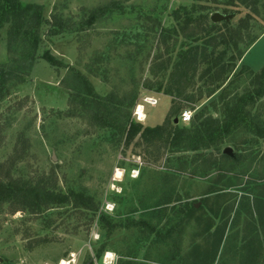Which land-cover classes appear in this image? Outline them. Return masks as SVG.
I'll use <instances>...</instances> for the list:
<instances>
[{
	"label": "rangeland",
	"instance_id": "1",
	"mask_svg": "<svg viewBox=\"0 0 264 264\" xmlns=\"http://www.w3.org/2000/svg\"><path fill=\"white\" fill-rule=\"evenodd\" d=\"M20 2L41 5L36 55L58 62L39 58L0 84V182L83 193L94 209L0 201V264H264V0ZM7 28L0 64L13 55ZM194 41L220 63L206 73L197 61L175 79ZM76 71L101 102L73 89ZM237 102L243 121L199 150L126 145L103 124L122 111L143 125L183 111L188 123L223 122Z\"/></svg>",
	"mask_w": 264,
	"mask_h": 264
},
{
	"label": "trees",
	"instance_id": "2",
	"mask_svg": "<svg viewBox=\"0 0 264 264\" xmlns=\"http://www.w3.org/2000/svg\"><path fill=\"white\" fill-rule=\"evenodd\" d=\"M234 1H238L242 4H254L256 0H233V2ZM41 10V5L36 3L22 4L20 0H0V28L4 24H7V35L11 44L10 49L13 53L7 63L0 64V84L5 79L12 76L10 75L12 72L16 73L18 71L29 70L39 58L44 59L50 65L56 66L58 61L49 51H42L39 58H37L36 55L40 42L38 28L42 23L46 22L42 19ZM246 14L247 18L253 16L252 13L247 12ZM57 33V30L52 29H49L48 32L49 35H56ZM261 33L263 32H260L249 40L251 42L248 43L246 49L262 35ZM205 42H207V40ZM211 52L212 51H207L206 46L198 47L194 41L184 52L181 51L180 54L182 57L176 64L178 73L172 74L173 77L178 79L181 77L180 74H186L189 67L193 66L194 69L198 63L197 61H206L208 65L205 68V72H211L220 63L219 58L212 56ZM243 52H241L236 59H240ZM231 59L233 60L235 58L232 57ZM219 68V70L215 72V77H219L220 72L226 71L223 69V66ZM259 72L262 76V74H264V68ZM76 74L80 77V80L78 84L74 85L73 89L78 93H82V89L86 90L99 101L92 87L83 79L81 74L77 71ZM262 84L263 83H261L253 93L255 96H260L262 94ZM178 92H180V90H177V93ZM243 98L246 100L248 96L240 97L239 100ZM252 99L253 96L249 94V100ZM133 102V100L130 101L129 105H132ZM238 102L232 107L226 106V118L223 122L209 115L200 119L198 123H188L189 121L181 122L180 119L174 122V118L171 119L168 117L162 123L143 125L141 122L130 117L129 113L122 111L119 118L113 117L106 119L103 124H105V126L118 128L119 133L124 137L126 145L134 142L136 146L144 145L150 147L157 146L158 148L170 147L199 150L220 142L225 134L232 128L238 126L240 121H243L241 106L238 105ZM102 107L107 111V105L102 104ZM178 110V107L172 108L171 106L170 112L172 115H176ZM107 114L112 113L107 111ZM251 124L253 123H250V125ZM259 132V135L264 137V128L260 127ZM10 198L19 199L18 202H20L21 209L32 210V212H40L43 206L67 203L70 199L75 207H83L90 210L94 209L91 199L83 193L70 191L69 194H64L48 189L47 187H39L38 184L32 185L27 181H23L21 184L0 182V201H7L10 200ZM99 217H101V215Z\"/></svg>",
	"mask_w": 264,
	"mask_h": 264
},
{
	"label": "built area",
	"instance_id": "3",
	"mask_svg": "<svg viewBox=\"0 0 264 264\" xmlns=\"http://www.w3.org/2000/svg\"><path fill=\"white\" fill-rule=\"evenodd\" d=\"M144 101H146V103H148L150 105L156 104V101L155 100H152V98H150V97H147L146 99H144ZM138 105H140V104H138ZM138 105H137V109H136V112H135L137 118H138V113H137V111H138ZM141 108H142V105H141ZM179 119H180L181 122H188V121H190V119H191V112L190 111H183L179 115Z\"/></svg>",
	"mask_w": 264,
	"mask_h": 264
},
{
	"label": "bare ground",
	"instance_id": "4",
	"mask_svg": "<svg viewBox=\"0 0 264 264\" xmlns=\"http://www.w3.org/2000/svg\"><path fill=\"white\" fill-rule=\"evenodd\" d=\"M137 113H140V115H141V112H140V106L138 107V111H137ZM118 174V175H117ZM119 174H120V172H116V174H115V177H120L119 176ZM107 259H109V260H111L112 259V256L110 255V254H107L106 256H105V260H107ZM60 263L59 264H68V262L66 261V260H60L59 261Z\"/></svg>",
	"mask_w": 264,
	"mask_h": 264
},
{
	"label": "water",
	"instance_id": "5",
	"mask_svg": "<svg viewBox=\"0 0 264 264\" xmlns=\"http://www.w3.org/2000/svg\"><path fill=\"white\" fill-rule=\"evenodd\" d=\"M217 18H218V17H217L216 15H213V16H212V19H213V20H216ZM174 122H177V119H174ZM229 151H230L229 148H226V149H225V152H226V153H229Z\"/></svg>",
	"mask_w": 264,
	"mask_h": 264
}]
</instances>
